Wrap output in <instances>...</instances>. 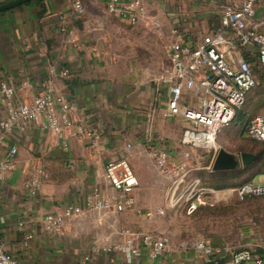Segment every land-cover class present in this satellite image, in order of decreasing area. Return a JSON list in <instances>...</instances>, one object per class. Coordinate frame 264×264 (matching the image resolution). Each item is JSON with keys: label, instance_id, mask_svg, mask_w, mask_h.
<instances>
[{"label": "crops", "instance_id": "obj_1", "mask_svg": "<svg viewBox=\"0 0 264 264\" xmlns=\"http://www.w3.org/2000/svg\"><path fill=\"white\" fill-rule=\"evenodd\" d=\"M7 1L10 0H0V4ZM201 1L208 3L210 0ZM71 2L41 0L39 4L22 5L0 13V82L13 81L14 102H29L41 92V83L50 80L57 94L75 108L74 118L92 133L90 137L70 139L66 150L60 146L57 136L34 124L7 136L0 156L11 145L17 146L18 155L15 171L0 181L1 248L17 264H205L208 260L201 258L192 244L208 236H198L189 242L185 236L179 240L170 237V253L155 260L141 254L127 261L122 252L123 232L129 230L137 236L164 233L172 236L162 226L163 221L173 222L171 212L180 210L185 217H192L194 214L186 216L182 207L171 205L173 187L181 174L183 183L199 180L215 191L253 183L255 179L258 184L264 183V158L257 156L245 141L239 143L245 139L248 121L258 114V75L255 88L236 113L240 114L235 116L240 125L234 127V118L218 137L225 151L237 157L241 153L252 154L255 160L247 166L240 164L232 171L212 172L205 169L210 164L208 154L181 144L184 124L161 118L168 90L159 79L171 66L169 63L162 70H147L144 61L145 53L150 51L151 54L155 46L169 62L165 39L162 40L155 28L139 24L141 19L130 25L110 16L102 0H94L96 9H88L83 14L73 12ZM211 3L201 32L193 23L185 29L175 27L178 36L191 42L217 29L221 4L217 0ZM62 18L73 31L75 46L67 43L59 32ZM118 25L128 28L118 33ZM108 33L116 34L115 43ZM141 34L148 36L140 38ZM121 35L125 38L137 36L130 43ZM171 38L177 39L175 35ZM127 47L141 49L138 55L142 57L137 55L130 61L120 58L117 48ZM63 70L68 72L66 77L60 75ZM5 116L0 106V120ZM228 136L233 139L231 146L226 143ZM149 149L168 152L171 166L167 175L163 176L146 155ZM119 158L128 160L139 182L129 196L131 205L122 211L115 206L123 202L125 196L114 191L104 175L105 164ZM141 160L149 168L145 174L139 170ZM36 170L45 172L47 177L40 178V193L30 196L23 184ZM94 192L101 198L112 199L111 206L66 219L58 233L45 230L46 215L59 214L69 204L84 208L87 198ZM231 201L238 202L230 194L215 196V206ZM203 209L209 207H200L195 214ZM210 240L216 247L247 250L254 257L264 259V228L261 225L256 224L232 244L223 236ZM221 257L223 255L219 254L210 260Z\"/></svg>", "mask_w": 264, "mask_h": 264}, {"label": "built area", "instance_id": "obj_2", "mask_svg": "<svg viewBox=\"0 0 264 264\" xmlns=\"http://www.w3.org/2000/svg\"><path fill=\"white\" fill-rule=\"evenodd\" d=\"M102 1L110 16L130 25L137 24L145 15L147 0ZM217 1L221 4L217 29L210 30L191 42L178 36L176 29L172 31L177 39L168 47L171 69L159 79L168 90L161 118L178 120L184 124L180 142L185 147L208 154L210 164L205 168L207 170H210L216 153L222 149L217 142L219 133L233 123L236 113L245 104L246 96L256 86L252 62L264 69V0ZM71 9L76 14L85 12L80 0H72ZM59 32L67 43L75 46L73 31L63 18ZM60 75L66 77L68 72L63 70ZM40 88L41 92L29 102L16 104L13 81L0 82V106L6 112L5 118L0 120V150L5 147V140L12 131H23L29 124L57 136L64 150L70 139L92 135L74 118L75 108L57 94L52 81L41 83ZM244 137L264 143L263 116H254L248 121ZM17 155V146L11 145L0 156V181L8 173L15 171ZM147 156L161 173H168L171 166L168 152L149 149ZM104 175L109 186L125 196L124 201L115 206L116 210L122 211L124 207L131 205L129 196L139 182L128 160L119 158L108 161L104 167ZM181 175L173 187L171 205L182 207L186 216H192L200 207L215 206V196L219 194H230L238 202L250 197H264V183L246 182L228 190L215 191L203 186L199 180L183 183L184 176ZM46 177L45 172L36 170L33 176L24 181L23 187L30 196H36L42 188L40 178ZM111 204L112 199L101 198L94 192L91 198H87L84 208L69 204L59 214L46 215L44 228L48 232L58 233L66 219L80 216L84 211L108 209ZM123 235L125 239L122 252L127 261L141 254L155 260L172 251L171 240L165 236H137L129 230H124ZM183 245L187 247L188 243ZM192 247L205 260L222 254L224 264H264V259L254 257L247 250L216 247L208 237L196 240ZM0 264H17L1 246Z\"/></svg>", "mask_w": 264, "mask_h": 264}, {"label": "rangeland", "instance_id": "obj_3", "mask_svg": "<svg viewBox=\"0 0 264 264\" xmlns=\"http://www.w3.org/2000/svg\"><path fill=\"white\" fill-rule=\"evenodd\" d=\"M85 11L88 9H96L94 6V0H80ZM149 3V5H148ZM212 4L211 0L207 3L206 1H188V0H147L146 2V10L145 15L140 19L139 24L149 25L155 28L162 40L167 43V47H169L172 40V31L175 27H183V29L188 28L190 24L196 23L198 32L202 29L201 26L203 23L207 21L204 17L208 11V5ZM197 7L198 9H195ZM171 11V12H170ZM175 11V14L174 12ZM202 16V17H201ZM112 25V24H111ZM127 26L121 27L118 25L116 28L119 32L123 31ZM128 28V27H127ZM151 36L153 35L151 32L149 33ZM110 38L113 40V43L116 42V34L114 35L108 33ZM132 36L121 37L124 40H128L130 43H133ZM148 35L141 34V37H146ZM65 40V39H64ZM147 41L151 42L150 38H146ZM134 45V44H133ZM135 46V45H134ZM119 57H124L127 61L132 60L134 56H137L139 51L142 52L141 49L133 47L130 48H117ZM152 53L146 52L145 55V67L147 70H152L158 68L160 70L168 67L169 62L164 55L158 52V49L155 46H152ZM144 54V53H143ZM132 56V57H130ZM138 57H142L139 56ZM252 70L257 77L258 75V114L264 117V69L256 66V64H252ZM254 115V116H257ZM240 116L237 114L236 117ZM236 119V118H235ZM240 120L237 118L234 121V127L240 125ZM242 124V123H241ZM225 132V130L223 131ZM222 132V133H223ZM222 136L220 133L218 135ZM226 143L228 146H231L233 143L232 136L225 137ZM243 141L246 142V139L241 140L239 143L243 144ZM217 142L220 146H223L217 139ZM147 155V153H146ZM152 162V161H151ZM153 163V162H152ZM154 164V163H153ZM132 168V167H131ZM149 170L147 167V163L140 161L139 170H143L142 173H146ZM134 171V169L132 168ZM163 176L167 175V173L163 172ZM258 180L255 179L253 183H257ZM170 186V183L167 184ZM171 217L173 222L170 220L167 222L163 221L162 226L168 229V232L172 234V236H168L166 233L164 235L168 239H176L179 240L180 237L185 236L186 241H194L198 236H208L211 239L215 240L217 237H225L226 241L232 244L235 240H237L241 235H244L246 231H250L255 228L256 224L259 226H263L264 228V197L263 198H254L248 199L243 202H229L224 203L219 206L211 207L209 209H203L198 211L192 217H185L180 210L171 212ZM258 217V219H257ZM159 236V235H155ZM246 264H254L253 262H248Z\"/></svg>", "mask_w": 264, "mask_h": 264}, {"label": "water", "instance_id": "obj_4", "mask_svg": "<svg viewBox=\"0 0 264 264\" xmlns=\"http://www.w3.org/2000/svg\"><path fill=\"white\" fill-rule=\"evenodd\" d=\"M34 0H10L0 4V13L7 12L25 3L32 2ZM255 160L252 154L241 153L239 157L220 149L211 161L210 170L212 172L232 171L235 170L240 164L247 166ZM205 264H224V257L208 260Z\"/></svg>", "mask_w": 264, "mask_h": 264}, {"label": "trees", "instance_id": "obj_5", "mask_svg": "<svg viewBox=\"0 0 264 264\" xmlns=\"http://www.w3.org/2000/svg\"><path fill=\"white\" fill-rule=\"evenodd\" d=\"M41 2V0H34V1H32V2H28V3H25V4H23V5H27V4H31V3H36V4H39ZM22 6V5H21ZM40 6H41V4H40ZM19 7V6H18ZM40 8H42V6L40 7ZM252 64H255V63H253L252 62ZM257 66V68H258V65H256ZM247 97V96H246ZM246 102V101H245ZM245 105V104H244ZM243 108V107H242ZM240 111V110H239ZM246 139V144H247V146L249 147L250 146V149L254 152V151H256V155L257 156H259L260 155V157H263L264 158V143H260V142H256V141H254V140H250V139H247V138H245ZM246 183V182H245ZM260 198H263V197H260ZM248 199H254V197H250V198H247V199H245V200H248ZM256 199V198H255ZM244 200V201H245ZM213 207H215V206H213ZM212 207V208H213ZM209 208H211V207H209Z\"/></svg>", "mask_w": 264, "mask_h": 264}]
</instances>
